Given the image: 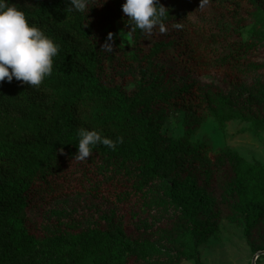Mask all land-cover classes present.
<instances>
[{"label": "trees", "instance_id": "16d2710c", "mask_svg": "<svg viewBox=\"0 0 264 264\" xmlns=\"http://www.w3.org/2000/svg\"><path fill=\"white\" fill-rule=\"evenodd\" d=\"M11 2L55 40L59 54L39 87L15 78L0 84V264H201L199 247L223 220L264 206V164L238 155L225 161L191 139L208 119L219 130L240 121L263 132L264 101L236 102L187 79L213 74L230 86L251 79L253 88L264 86V0H208L201 8V0H159L168 11L165 31L151 34L130 30L125 0H90L84 13L67 12L68 0ZM109 33L113 52L101 49ZM168 63L186 79L170 75ZM129 69L143 74L128 77ZM171 113L188 116L181 137L163 132ZM80 127L124 143L115 151L97 145L87 160H76ZM173 179L194 180L209 215L172 202L166 226L140 228L148 192ZM80 191L102 201V217L45 214L31 222L25 215ZM244 236L253 255L264 251V219L248 216ZM163 238L168 250L147 263Z\"/></svg>", "mask_w": 264, "mask_h": 264}, {"label": "rangeland", "instance_id": "374dc122", "mask_svg": "<svg viewBox=\"0 0 264 264\" xmlns=\"http://www.w3.org/2000/svg\"><path fill=\"white\" fill-rule=\"evenodd\" d=\"M251 28L252 25L245 29V39L250 37L248 30ZM116 31L122 43L129 47L131 40L128 34L120 26H116ZM261 34L264 35V25ZM165 67L177 81L181 82L186 79V73L173 63H168ZM142 74L139 69H129L125 72L128 77H141ZM187 79L197 81L205 86L217 87L225 96L236 102L243 101L248 97L257 101H264V86L253 88L254 80L252 79L240 87L230 86L220 76L213 74L200 76L189 74ZM187 124L188 116L186 114L171 113L162 122V128L163 132L169 136L181 137L186 131ZM191 139L205 143L211 148L212 153L222 152L225 161H229L233 155H238L249 163L264 164V131L256 133L251 129L250 124L232 121L223 130H219L213 119H208L192 134ZM148 199V207L143 209L139 215L138 226L140 228H150L157 225L166 226L169 222L167 208L172 202L176 204L191 203L196 212L205 217L209 215L211 209V204L207 202L208 200L201 188L192 179H173L164 183L159 188L150 190ZM105 208L101 200L80 191L52 202L49 207L39 205L25 215L31 222L40 221L39 219L45 214L49 216L76 215L96 218L104 215L102 213ZM124 215L126 216V213ZM248 216H261L264 219V206L252 205L241 208L235 216L223 220L220 223L218 235L210 238L199 247L201 264H252L254 255L247 246L244 236L245 219ZM167 250L168 247L163 238L148 250L147 263L153 262L158 253ZM258 259V264H264V255H260ZM182 264L195 263L184 261Z\"/></svg>", "mask_w": 264, "mask_h": 264}, {"label": "clouds", "instance_id": "9594fccd", "mask_svg": "<svg viewBox=\"0 0 264 264\" xmlns=\"http://www.w3.org/2000/svg\"><path fill=\"white\" fill-rule=\"evenodd\" d=\"M90 0H68L67 12H89ZM208 0H201L203 7ZM122 12L128 18L130 30L137 29L151 34L159 27L165 31L167 9L159 0H125ZM177 28L181 27L179 23ZM109 33L101 49L113 52ZM59 54V45L35 24H30L24 11L16 7L11 0H0V84L11 83L13 79L31 87H39L54 71V58ZM78 145L74 159L85 161L92 155L97 145H103L115 151L118 144L124 143V137L115 140L102 135L96 129L86 127L77 129Z\"/></svg>", "mask_w": 264, "mask_h": 264}, {"label": "water", "instance_id": "95a60500", "mask_svg": "<svg viewBox=\"0 0 264 264\" xmlns=\"http://www.w3.org/2000/svg\"><path fill=\"white\" fill-rule=\"evenodd\" d=\"M260 255H264V251L263 252H258L256 255H254L253 260H252V264L256 263V260L258 259V257Z\"/></svg>", "mask_w": 264, "mask_h": 264}]
</instances>
